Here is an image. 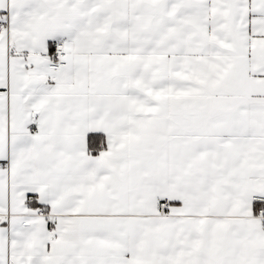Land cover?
Returning <instances> with one entry per match:
<instances>
[{"label":"snow or ice","instance_id":"6c2138e0","mask_svg":"<svg viewBox=\"0 0 264 264\" xmlns=\"http://www.w3.org/2000/svg\"><path fill=\"white\" fill-rule=\"evenodd\" d=\"M0 264H264V0H0Z\"/></svg>","mask_w":264,"mask_h":264}]
</instances>
